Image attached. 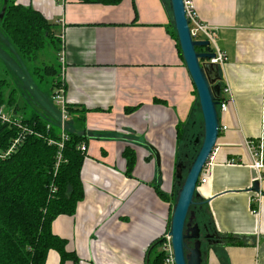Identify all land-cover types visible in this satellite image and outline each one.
Instances as JSON below:
<instances>
[{"label":"crops","instance_id":"0c3cea01","mask_svg":"<svg viewBox=\"0 0 264 264\" xmlns=\"http://www.w3.org/2000/svg\"><path fill=\"white\" fill-rule=\"evenodd\" d=\"M15 2L56 23L64 48L65 99L87 110L83 126L72 124L86 136L84 197L72 215L52 221V232L66 240L79 264H146L151 243L170 222L169 203L155 187L169 189L180 126L198 103L172 36L168 5L164 0ZM193 8L198 19L217 28V44L227 56L220 66L221 87L228 86L232 96L218 113L226 129L219 131L207 161V180L196 190L207 200L217 233L246 241L228 245L219 237L221 242L207 249L206 264H264V141L259 170L246 146V140L264 134V0H193ZM126 149L135 155L130 174ZM45 264H60L59 254L50 250Z\"/></svg>","mask_w":264,"mask_h":264},{"label":"trees","instance_id":"16d2710c","mask_svg":"<svg viewBox=\"0 0 264 264\" xmlns=\"http://www.w3.org/2000/svg\"><path fill=\"white\" fill-rule=\"evenodd\" d=\"M79 1L107 5L121 0ZM164 1L169 9L172 36L178 41L169 0ZM0 2V59L4 64V76L0 77V109L11 113L13 118H19L32 131L23 134L21 141L5 154L21 131L18 126L0 119V264H45L50 250L59 254L60 264L65 260L79 264L76 254L66 250V240L52 232V221L60 214L72 215L77 203L84 197L80 171L86 153L79 145L86 141V136L74 132L72 124L75 121L83 126L87 110L67 105L70 118L65 124V132L68 138L59 148L56 144L60 141L59 108L52 94L61 84L65 91V83L57 57L62 42L54 31L56 23L47 20L32 6H24L15 0ZM177 45L181 53L178 42ZM48 46L54 51L53 63H43L38 69L33 63L38 59V52ZM201 50V47H196V51ZM26 64L32 65L31 69ZM29 69L32 74L38 73L39 77L51 76L50 94L40 95L33 89ZM221 100L220 94L217 111ZM194 113L195 109L187 122L180 126L182 131L178 136L176 165L182 177L186 170L184 162L187 159L190 162L197 151L180 157L181 146L184 145L186 150L193 148L188 142L199 133ZM124 158L126 173L130 174L135 162L134 152L126 149ZM176 183L175 177V190L178 189ZM155 189L163 200L168 201L166 192L158 185ZM196 200L201 201L193 206L201 238H204L203 233L208 232L226 238L228 245L246 243L243 236L219 235L208 214L207 200L199 195ZM161 241L159 237L151 243L146 253V264H164ZM188 244L191 245L190 241ZM210 245L206 241L202 249H208ZM202 263L206 264L205 257Z\"/></svg>","mask_w":264,"mask_h":264},{"label":"water","instance_id":"95a60500","mask_svg":"<svg viewBox=\"0 0 264 264\" xmlns=\"http://www.w3.org/2000/svg\"><path fill=\"white\" fill-rule=\"evenodd\" d=\"M169 4L181 55L197 93L203 129L200 142L195 139L199 146L183 177L178 164L176 165L175 177L178 189L170 216L168 234L171 237L174 264H203V255L207 252L201 250L202 240L198 223L190 224L194 218V212L190 207L194 203H201L194 200L198 178L219 134L220 122L216 105L221 94L220 66L208 61L214 56L210 51L208 40H195L191 37L183 0H169ZM196 47H201L202 50L196 51ZM252 189H258V181L254 182ZM204 237L208 238L209 244L221 242L218 236L211 233H205ZM189 239H193L192 245L188 244Z\"/></svg>","mask_w":264,"mask_h":264},{"label":"built area","instance_id":"2783aa9c","mask_svg":"<svg viewBox=\"0 0 264 264\" xmlns=\"http://www.w3.org/2000/svg\"><path fill=\"white\" fill-rule=\"evenodd\" d=\"M183 3H184V8H185V15L189 21L191 37L195 40H208L210 51L214 53V56L209 58L208 61L212 63H216L219 66L223 65L224 62L227 60V56H226L225 51L222 50L220 46L217 44V41H216V29L217 28L215 26H211L205 22H202L200 19L197 18L196 12L194 11V8H193V0H183ZM57 57H58V61L60 64V72H61V78H62L63 64L65 61L63 45H61V49L57 53ZM64 92L65 91L63 88V84H61L60 87L54 89L53 94H52V99L59 108L60 141L56 143L59 148L63 147V141L67 140L68 138V135L65 132V124L70 118L67 112L68 103L65 99ZM221 93H224L228 97V99L222 98V100L219 103L218 111L224 112L228 108V103L231 101L232 96H231L230 88L228 86L221 87ZM0 119L3 122L12 123L18 126L21 131V133L12 143L9 150L5 153V154H8L11 151V149L14 147V145L18 143L19 141H21V139L23 138V134L32 133V131L26 126H24L21 123L19 118H13L11 114H9L7 111H4L3 109H0ZM225 129H226V126H221V125L219 126V131L225 130ZM263 141H264V134H262V136L256 141L246 140V146L250 150V153L253 158V166L258 170L262 168V161L259 157V151H260ZM50 142H52V140H50ZM79 148L84 152L87 151V147L84 144V142L80 143ZM215 150L216 148L213 147L209 159L211 158ZM229 161L234 162L233 159H230ZM206 165L207 163L205 164L201 174L199 175L198 183H204L207 180V176L205 175V172H204ZM56 166H57V163H56ZM261 178H262V174H258V177L256 179L258 180ZM160 237L162 240L160 249L164 253L165 264H174L173 252H172V247H171V237L168 234V231L164 232Z\"/></svg>","mask_w":264,"mask_h":264},{"label":"rangeland","instance_id":"374dc122","mask_svg":"<svg viewBox=\"0 0 264 264\" xmlns=\"http://www.w3.org/2000/svg\"><path fill=\"white\" fill-rule=\"evenodd\" d=\"M53 52L54 51H53V49H51L50 46H48V48L45 49V50H43V51H39L38 54H37L38 59L36 61H34L33 64H35L36 66H38V69H40V66H42L43 63L52 64L53 63V57H52ZM3 67H4L3 60L0 59V77L4 76V69H3ZM26 67H28V68L31 69L32 65L26 64ZM30 69H29L30 72H28V73H29L30 78L32 79L31 83L33 84V87H34L33 89H35L37 92H39L40 95L42 94V95H46L47 96L48 94H50L51 76L46 75L44 77H39L38 76V73L32 74ZM42 72L43 71H41V73ZM218 113H219V111H218ZM194 116H195L197 125L199 127L198 128L199 129V133L194 138H191L190 141L188 142L189 145H191L193 148H191L190 150H186V148L184 147V145H183V147L181 146V149H180V157H183L185 153L186 154H191V155H193V153L195 154V150H197L198 149V146H199V143H197L195 141V139L197 138L198 139V142H200V140L202 139V129H203L202 123H203V120H202V115H201V111H200V108H199V103L196 104ZM178 155L179 154H176V156L174 158L173 176H172V180H171L170 185H169V189L166 191V193L169 195V199H168L167 202L169 203L170 216H171V212H172V208H173V204H174V200H175V196H176V195L173 196V194H174V192L177 191V189L175 190L176 187H174V184H175V166H176V161H177ZM190 162L188 161V159L186 160V162H184L186 169L189 166ZM185 172H186V170H185ZM185 172H184V174H185ZM180 174H181V172H180ZM198 185H199V183L197 184L196 189H197ZM177 188H178V184H177ZM195 195L198 196L197 190L195 191ZM196 196H194V200L195 201H197L196 200ZM193 206L194 205H192L190 207V210H193ZM193 212H194V210H193ZM191 245H192V243H191ZM201 250L207 252V249H202V247H201ZM204 257H205V260H206V255H203V258ZM164 264H165V262H164Z\"/></svg>","mask_w":264,"mask_h":264},{"label":"flooded vegetation","instance_id":"af4514ba","mask_svg":"<svg viewBox=\"0 0 264 264\" xmlns=\"http://www.w3.org/2000/svg\"><path fill=\"white\" fill-rule=\"evenodd\" d=\"M188 144H189V143H188ZM194 222L198 223V222L196 221V214H195V212H194V218H193V220L190 222V224L192 225ZM198 225H199V223H198ZM199 227H200V226H199ZM200 232H201V231H200ZM205 233H208V232H205ZM205 233H203V234H205ZM202 236H204V235H202ZM204 238H205V239H204ZM204 238H201V237H200V239L202 240V242H201V247H202V244L208 240L207 237H204ZM188 241H190V243H192L193 239H189ZM202 251H203V250H202Z\"/></svg>","mask_w":264,"mask_h":264}]
</instances>
